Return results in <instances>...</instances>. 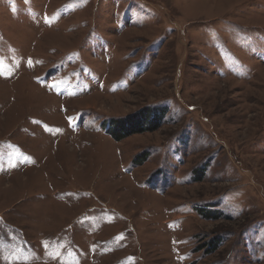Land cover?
<instances>
[{
    "label": "rangeland",
    "instance_id": "1",
    "mask_svg": "<svg viewBox=\"0 0 264 264\" xmlns=\"http://www.w3.org/2000/svg\"><path fill=\"white\" fill-rule=\"evenodd\" d=\"M0 264H264V0H0Z\"/></svg>",
    "mask_w": 264,
    "mask_h": 264
},
{
    "label": "trees",
    "instance_id": "2",
    "mask_svg": "<svg viewBox=\"0 0 264 264\" xmlns=\"http://www.w3.org/2000/svg\"><path fill=\"white\" fill-rule=\"evenodd\" d=\"M143 115L137 114L134 118L129 119V120H118V121H113L112 126L109 124L108 125V120L105 122L107 123V131L112 135L114 134L117 138V140H120L122 138H125L129 134L137 133L138 131H143V122L146 120V118L151 120L152 123L148 124L147 129L148 130H154V122H159L158 120V115L154 114H145V111H142ZM154 115V116H153ZM144 116V118H143ZM149 123V122H148ZM112 129V130H111ZM111 130V131H110ZM113 136V135H112ZM209 218H213L212 215H207ZM219 244L218 239L214 240L213 243L210 245V250L208 252H212L217 248V245Z\"/></svg>",
    "mask_w": 264,
    "mask_h": 264
}]
</instances>
